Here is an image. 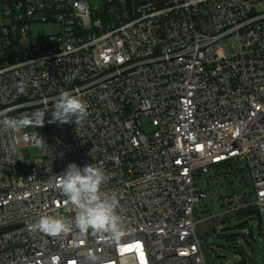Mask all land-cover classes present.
Instances as JSON below:
<instances>
[{
  "label": "built area",
  "instance_id": "1",
  "mask_svg": "<svg viewBox=\"0 0 264 264\" xmlns=\"http://www.w3.org/2000/svg\"><path fill=\"white\" fill-rule=\"evenodd\" d=\"M0 9V118L49 109L43 126L0 133V264H208L196 204L217 167L238 162L253 190L229 192L225 212L254 207L264 233V0H0ZM63 91L87 102L78 127L48 122ZM73 162L104 169L119 239L28 231L42 216L74 218L59 186Z\"/></svg>",
  "mask_w": 264,
  "mask_h": 264
},
{
  "label": "clouds",
  "instance_id": "2",
  "mask_svg": "<svg viewBox=\"0 0 264 264\" xmlns=\"http://www.w3.org/2000/svg\"><path fill=\"white\" fill-rule=\"evenodd\" d=\"M23 90L21 87L20 91ZM48 111L49 109L37 110L19 117L4 116L0 118V133L43 126ZM87 116V102L79 95L63 91L53 102L51 119L48 122H58L61 125L74 122L78 127ZM36 143L37 146L46 144L38 137ZM107 180L108 176L101 167L93 164L80 167L74 162L70 163L59 177V186L75 209L74 218L68 221L58 216H42L37 222L28 225V231L58 237L66 236L75 228L82 234L91 231L94 235L108 234L114 240L119 239L123 234L121 219L117 214L120 202L115 195L101 190ZM90 259L96 258L90 256Z\"/></svg>",
  "mask_w": 264,
  "mask_h": 264
},
{
  "label": "rangeland",
  "instance_id": "3",
  "mask_svg": "<svg viewBox=\"0 0 264 264\" xmlns=\"http://www.w3.org/2000/svg\"><path fill=\"white\" fill-rule=\"evenodd\" d=\"M227 50L232 52L229 46ZM31 151L32 157L39 154V148L33 147ZM28 160L31 159L25 161ZM242 166L238 162V169L230 166L229 171L235 174ZM17 169L21 175L28 171L25 163L18 164ZM243 170L244 177L236 174L229 185L225 174L219 171L215 176L216 182L213 180L209 184L206 201L196 204V218L202 219L198 233L208 264H264V233L257 215L249 210L225 212L227 207L223 199L231 190H253L250 175L245 168Z\"/></svg>",
  "mask_w": 264,
  "mask_h": 264
},
{
  "label": "trees",
  "instance_id": "4",
  "mask_svg": "<svg viewBox=\"0 0 264 264\" xmlns=\"http://www.w3.org/2000/svg\"><path fill=\"white\" fill-rule=\"evenodd\" d=\"M230 166H232V165H223V166H220V167H217V168H218L219 171H222V173L225 174L226 172L230 173V171H229V167H230ZM232 168H234V167L232 166ZM235 172H236V170H235ZM230 174H231V173H230ZM236 174L240 175L241 177H242V176L244 177V170H243V169H240L239 172L237 171L235 174H231V175H232L233 178H234V176H236ZM233 178H232V179H233ZM232 179H231V180H232ZM230 182H231V181H230ZM231 191H234V190H231ZM243 210H249V212L256 214V210H255L254 207H248V208L243 209ZM240 211H241V210H240Z\"/></svg>",
  "mask_w": 264,
  "mask_h": 264
}]
</instances>
